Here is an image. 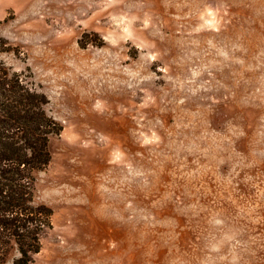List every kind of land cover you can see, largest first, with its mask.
I'll use <instances>...</instances> for the list:
<instances>
[{
  "label": "rangeland",
  "instance_id": "374dc122",
  "mask_svg": "<svg viewBox=\"0 0 264 264\" xmlns=\"http://www.w3.org/2000/svg\"><path fill=\"white\" fill-rule=\"evenodd\" d=\"M63 125L30 264H264V0H0V64Z\"/></svg>",
  "mask_w": 264,
  "mask_h": 264
},
{
  "label": "trees",
  "instance_id": "16d2710c",
  "mask_svg": "<svg viewBox=\"0 0 264 264\" xmlns=\"http://www.w3.org/2000/svg\"><path fill=\"white\" fill-rule=\"evenodd\" d=\"M47 96L0 64V264H30L53 228V209L38 201L40 172L63 125Z\"/></svg>",
  "mask_w": 264,
  "mask_h": 264
}]
</instances>
